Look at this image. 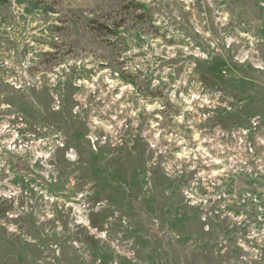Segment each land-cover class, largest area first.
<instances>
[{
    "label": "rangeland",
    "instance_id": "obj_1",
    "mask_svg": "<svg viewBox=\"0 0 264 264\" xmlns=\"http://www.w3.org/2000/svg\"><path fill=\"white\" fill-rule=\"evenodd\" d=\"M0 264H264V0H0Z\"/></svg>",
    "mask_w": 264,
    "mask_h": 264
}]
</instances>
